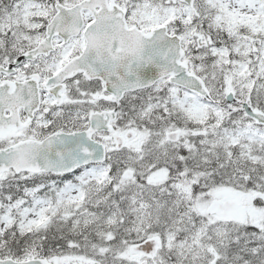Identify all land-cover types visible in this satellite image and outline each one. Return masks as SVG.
<instances>
[{"label": "snow or ice", "instance_id": "1", "mask_svg": "<svg viewBox=\"0 0 264 264\" xmlns=\"http://www.w3.org/2000/svg\"><path fill=\"white\" fill-rule=\"evenodd\" d=\"M0 264H264V0H0Z\"/></svg>", "mask_w": 264, "mask_h": 264}]
</instances>
